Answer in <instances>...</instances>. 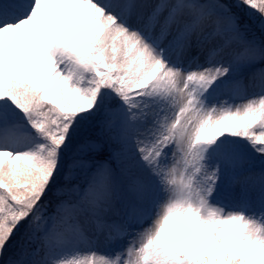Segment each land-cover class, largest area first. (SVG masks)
<instances>
[{
  "label": "snow or ice",
  "instance_id": "obj_1",
  "mask_svg": "<svg viewBox=\"0 0 264 264\" xmlns=\"http://www.w3.org/2000/svg\"><path fill=\"white\" fill-rule=\"evenodd\" d=\"M0 264H264V0H0Z\"/></svg>",
  "mask_w": 264,
  "mask_h": 264
}]
</instances>
